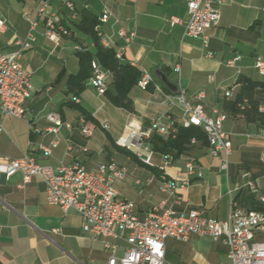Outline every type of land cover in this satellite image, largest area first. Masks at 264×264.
<instances>
[{
    "label": "crops",
    "instance_id": "0c3cea01",
    "mask_svg": "<svg viewBox=\"0 0 264 264\" xmlns=\"http://www.w3.org/2000/svg\"><path fill=\"white\" fill-rule=\"evenodd\" d=\"M73 1L77 18L59 0L54 1L72 35L55 41L45 36L40 25L33 32L31 49L20 58L32 75L31 98L23 118L3 116L0 156L11 160L32 156L40 165L53 167L80 163L91 171L114 161L126 169V178L114 185L121 198L135 203L140 217L162 202L178 215L200 211L217 221L226 220L233 208L264 212L260 199L264 196V75L255 68L258 58L264 60V0H227L218 24L206 32L207 47L202 38L186 34L188 0ZM39 4V0H0V19L9 25L0 33V53L16 52L19 43L28 40L30 23L25 13H34ZM105 9L112 18L103 30L116 49H122L119 62L137 69L140 79L145 73L153 78L146 90L138 83L131 88V109L115 106L107 92L100 93L90 84L91 78L83 90L72 81L81 68L78 52L97 53L92 31ZM172 16L184 23L172 26ZM120 29L134 35L130 44L119 37ZM236 56H241L237 66L228 67L226 62ZM94 63L105 70L107 91L115 94L120 74L105 68L99 57ZM162 76L177 86L176 92L166 87ZM227 89H232L230 98L225 96ZM182 93L190 105L202 104L210 117H216L215 110L227 115L223 128L232 140L229 155H213L209 143L199 139L181 155L166 152L163 141L168 137L154 130V122L158 118L165 123L182 120V106L168 101V96ZM74 97L80 102H74ZM50 112L60 113L71 127L52 132ZM131 125L142 135V144L128 149L118 141ZM84 128L92 135H84ZM55 140H59L58 147L51 156H44L40 145L50 146ZM189 160L201 176L188 173ZM245 170L257 181L258 193L245 185ZM165 180L179 186L188 182L189 187L164 192ZM255 239L264 242V229ZM106 241L115 250H108ZM127 247L125 237L106 240L86 233L77 211H64L48 201L43 180L34 178L23 184L21 173L0 178L1 263L108 264L112 255L122 257ZM165 255L171 264H231L223 240L195 235L187 242L167 239Z\"/></svg>",
    "mask_w": 264,
    "mask_h": 264
},
{
    "label": "built area",
    "instance_id": "2783aa9c",
    "mask_svg": "<svg viewBox=\"0 0 264 264\" xmlns=\"http://www.w3.org/2000/svg\"><path fill=\"white\" fill-rule=\"evenodd\" d=\"M40 4L34 13H25V18L30 23L28 40L20 42V49L13 53H0V136L4 130L3 116L23 118L27 113V106L32 92V75L25 69L20 58L24 51L31 49L35 41L33 32L42 25L46 37L60 41L63 37H70L71 30L62 23L59 11L54 6L55 0H39ZM72 14L78 17L73 0H59ZM227 0H188V20L184 21L172 16L169 22L172 26L185 24L186 34L194 38H202L205 46L208 45L207 30L218 24L221 7ZM112 13L105 9L95 26L96 35L101 45L109 50H115L118 60H123L122 49H116L113 39L105 34L103 26L110 22ZM9 29L7 20L0 19V33ZM118 35L127 44L133 41L134 35L120 29ZM78 51L83 49L77 47ZM208 52V56H211ZM241 56H236L226 62L228 67L235 68ZM255 68L264 75V60L258 58ZM180 70L179 68H177ZM106 72L98 64L93 63V76L90 84L100 93L108 90ZM153 78L145 73L138 81V86L146 90ZM213 81V77H210ZM225 96H232V89L225 91ZM73 101L79 103L77 97ZM170 105L179 104L183 108V117L180 122L170 120L165 123L162 118L154 122V130L164 136H175L179 127H199L206 134L210 150L213 155L232 151V140L224 130L223 123L227 119L225 113L215 110L216 117H210L202 104L190 105L185 94L168 96ZM48 119L54 127L50 130L59 133L64 127H71L62 120L58 112H50ZM108 127V125H105ZM86 136H91L92 131L83 129ZM264 137V130L262 131ZM142 135L131 125L118 144L122 147L133 149L141 146ZM195 140H193V143ZM59 145L55 140L50 146L40 145L39 150L44 156H51L53 150ZM169 161L171 157L165 156ZM264 160V155H263ZM147 162H150L148 159ZM190 175L198 174L192 160L186 163ZM16 173H21L23 184L29 183L34 178L43 180L47 185L48 201L60 206L64 211L75 210L83 219V229L94 238L121 239L126 238L128 247L122 257L112 255L108 264H171L166 261L165 241L173 238L180 241H189L190 237H209L212 240H223L229 247L231 264H264V242L256 241V233L264 229V212L260 210L244 211L233 208L224 221L206 218L200 211H191L187 215H178L168 208L165 202L152 207L146 216L140 217L136 213L134 202L120 197L114 183L126 178V169L116 162L100 164L96 170H87L80 163L62 165L59 167L43 166L37 163L32 156L11 160L0 156V178L9 179ZM245 185L254 193L259 192L257 181L250 171H243ZM189 183L178 185L174 180H165L161 190L164 192L178 189H187ZM264 202V196L260 197ZM108 250H115V245L105 242Z\"/></svg>",
    "mask_w": 264,
    "mask_h": 264
},
{
    "label": "trees",
    "instance_id": "16d2710c",
    "mask_svg": "<svg viewBox=\"0 0 264 264\" xmlns=\"http://www.w3.org/2000/svg\"><path fill=\"white\" fill-rule=\"evenodd\" d=\"M96 25L97 23L95 26ZM92 34L96 38L98 46L97 53H93L91 51L78 52L81 68L78 75L72 78V81L75 82V85L78 86L79 90H83V85L93 76L94 58L99 57L105 68L110 71H115L116 74H120L115 81L116 93L111 94L107 91V95L111 102L117 107L131 109L129 92L131 88L138 83L140 73L129 64H121L112 50L103 48L94 29ZM198 139L207 141V137L203 129L195 126L190 128L179 127L175 136L171 135L163 142L165 150L168 154L173 153L181 155L186 152L189 145L193 143V140L196 142ZM0 264L3 263L0 262Z\"/></svg>",
    "mask_w": 264,
    "mask_h": 264
},
{
    "label": "water",
    "instance_id": "95a60500",
    "mask_svg": "<svg viewBox=\"0 0 264 264\" xmlns=\"http://www.w3.org/2000/svg\"><path fill=\"white\" fill-rule=\"evenodd\" d=\"M162 81L166 85V87H168L169 90H171L172 92L177 91V86L171 81H169L167 77L162 76Z\"/></svg>",
    "mask_w": 264,
    "mask_h": 264
}]
</instances>
